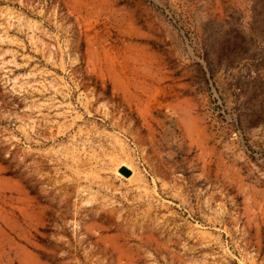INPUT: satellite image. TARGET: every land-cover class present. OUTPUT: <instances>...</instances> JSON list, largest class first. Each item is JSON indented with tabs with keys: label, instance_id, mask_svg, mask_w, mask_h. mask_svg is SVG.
I'll list each match as a JSON object with an SVG mask.
<instances>
[{
	"label": "rangeland",
	"instance_id": "1",
	"mask_svg": "<svg viewBox=\"0 0 264 264\" xmlns=\"http://www.w3.org/2000/svg\"><path fill=\"white\" fill-rule=\"evenodd\" d=\"M0 264H264V0H0Z\"/></svg>",
	"mask_w": 264,
	"mask_h": 264
}]
</instances>
